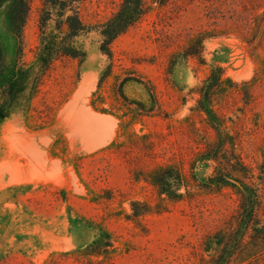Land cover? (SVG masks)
<instances>
[{
	"label": "rangeland",
	"instance_id": "374dc122",
	"mask_svg": "<svg viewBox=\"0 0 264 264\" xmlns=\"http://www.w3.org/2000/svg\"><path fill=\"white\" fill-rule=\"evenodd\" d=\"M119 3L83 0L81 18L104 21ZM40 4L30 0L19 60L0 6V81L23 68L0 120V264H264V0L151 4L110 57L90 31L76 38L83 61L54 60L33 88ZM214 68L217 160L204 159L215 132L196 108ZM128 78L142 83L120 87ZM159 166L180 170L181 198L159 192ZM241 184L256 197L251 220ZM98 228L110 246L88 254Z\"/></svg>",
	"mask_w": 264,
	"mask_h": 264
},
{
	"label": "trees",
	"instance_id": "16d2710c",
	"mask_svg": "<svg viewBox=\"0 0 264 264\" xmlns=\"http://www.w3.org/2000/svg\"><path fill=\"white\" fill-rule=\"evenodd\" d=\"M166 1L120 0L117 9L109 18L101 22L86 23L82 20L80 14V6L83 0H41L37 14V44L29 64L30 68L36 69L33 88L54 60L68 57L77 59L78 64L83 61L85 52L77 44V37L90 31L97 32L99 37H103L99 41V51L110 57L109 45L112 41L147 13L151 9V4L161 5ZM0 6H5L7 26L16 38V54L19 60L22 54L23 29L30 10V0H0ZM22 70V67H17L13 69L11 76L0 81V120L8 115L10 99L18 92L17 76L19 71ZM104 76H107L105 72L101 75V78ZM129 80L142 83L139 79L128 78L124 79L120 86ZM222 82L221 70L214 68L199 87L196 108L206 115L210 128L215 132V140L204 145V151L206 152L203 154L204 159L217 160L218 152L227 144V141L222 138V122L213 105L216 100L214 97L215 91L221 87ZM119 93L124 99H127L121 90H119ZM152 181L161 194L170 199L181 198L180 187L184 184L180 170L177 167L159 166L154 171ZM224 182L229 183L228 180H224ZM239 191L241 194L240 209L246 214L247 219L251 220L256 202L255 194L249 186L244 184L239 186ZM136 204V201L130 203L133 215H137ZM247 219L243 221L244 223H238V229L245 226ZM109 246V234L104 229L98 228L93 240L85 246V252L100 255L106 253ZM227 258L229 257L219 256L214 264H228Z\"/></svg>",
	"mask_w": 264,
	"mask_h": 264
},
{
	"label": "clouds",
	"instance_id": "9594fccd",
	"mask_svg": "<svg viewBox=\"0 0 264 264\" xmlns=\"http://www.w3.org/2000/svg\"><path fill=\"white\" fill-rule=\"evenodd\" d=\"M100 39H103V37H100Z\"/></svg>",
	"mask_w": 264,
	"mask_h": 264
},
{
	"label": "flooded vegetation",
	"instance_id": "af4514ba",
	"mask_svg": "<svg viewBox=\"0 0 264 264\" xmlns=\"http://www.w3.org/2000/svg\"><path fill=\"white\" fill-rule=\"evenodd\" d=\"M121 86H122V85H121ZM121 86H120V87H121ZM120 90H121V88H120ZM121 91H122V90H121ZM122 93H123V92H122Z\"/></svg>",
	"mask_w": 264,
	"mask_h": 264
}]
</instances>
